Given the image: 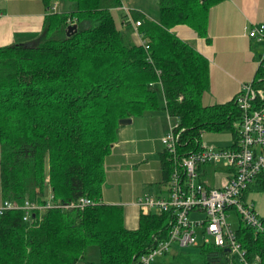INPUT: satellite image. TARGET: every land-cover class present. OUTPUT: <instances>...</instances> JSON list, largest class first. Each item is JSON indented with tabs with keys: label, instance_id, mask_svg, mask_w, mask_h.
Instances as JSON below:
<instances>
[{
	"label": "trees",
	"instance_id": "1",
	"mask_svg": "<svg viewBox=\"0 0 264 264\" xmlns=\"http://www.w3.org/2000/svg\"><path fill=\"white\" fill-rule=\"evenodd\" d=\"M41 1L47 10L56 2L70 5L45 18L44 43L0 46V191L19 204L44 205L53 195L56 207L28 219L24 210L0 216V264H138L168 239L172 212H140L138 228H125L123 208L102 199L106 159L121 120L162 109L160 90L163 109L185 129L180 156L200 151L205 132L237 139L243 112L236 97L203 104L209 60L173 32L185 25L209 41L210 9L223 0H158L156 20L131 11L141 23L140 44L112 15L123 0ZM74 24L78 30L68 36ZM263 83L264 55L253 81ZM160 167L165 184L173 169L166 150ZM252 191L264 192V172L245 191V201ZM81 198L93 204L59 207ZM236 233L242 258L210 243L176 264H264V232L240 222ZM91 246L99 249L98 263L86 261Z\"/></svg>",
	"mask_w": 264,
	"mask_h": 264
},
{
	"label": "built area",
	"instance_id": "2",
	"mask_svg": "<svg viewBox=\"0 0 264 264\" xmlns=\"http://www.w3.org/2000/svg\"><path fill=\"white\" fill-rule=\"evenodd\" d=\"M56 7L55 4L53 8ZM123 10L132 23L130 11L127 8ZM140 24L135 22V27L138 28ZM248 35L264 42V24L252 28ZM263 55L259 60V67ZM235 100L243 116L237 125V139H233L231 146L218 150L202 142L200 151L182 157L178 151L181 134L185 129L179 130V122L163 136L164 149L171 155L173 163L168 181L169 197L154 198L146 195L140 198L136 205L145 213L153 209L172 212L169 237L159 241L148 253L141 255L138 264H154L157 257L169 253L174 245L183 248L199 247L196 238L199 232L204 234L203 244L213 243L216 247H226L242 258L241 244L229 222L232 217L239 218L240 222L264 232L263 219L258 218L253 204L243 199L249 185L264 172V83L259 87L255 86L253 81L242 85ZM219 163H225L223 167L227 177L220 187H212L207 179L206 166L215 168ZM214 175L216 176L217 172ZM92 204L91 200L81 198L78 202L59 207L83 208ZM53 207H56L53 195L44 205L30 201L19 204L5 200L0 206V216L12 210H24L25 219H28L36 210ZM207 235L213 237V242L206 239Z\"/></svg>",
	"mask_w": 264,
	"mask_h": 264
},
{
	"label": "crops",
	"instance_id": "3",
	"mask_svg": "<svg viewBox=\"0 0 264 264\" xmlns=\"http://www.w3.org/2000/svg\"><path fill=\"white\" fill-rule=\"evenodd\" d=\"M58 4H56V10L60 7H62V11L69 10V4L64 2ZM140 7L142 9L138 10L139 12L151 19H158L159 7L155 13L146 12L142 3H140ZM124 8L130 12L135 10L124 4L122 8L113 9L112 15L114 17V12H121L122 23L121 25L117 24V26L125 31V26L131 22H129ZM49 14L50 12L41 0H0V46L18 43L20 36L23 39H29L34 34L43 32L44 21ZM262 24H264V0H223L210 9L209 41L199 37L188 26L179 25L173 29L174 34L189 43L209 60L210 89L203 96L205 106L230 102L240 92L242 85L254 81L258 72L259 60L264 54V42L251 38L248 34L252 28ZM126 34L136 44L142 42L138 28H134L132 35L128 32ZM161 104L163 107L165 106L164 98ZM165 113L167 124L171 127V117L167 111ZM164 151L165 149L160 153ZM215 168L217 169V167ZM215 168L207 170L208 180L211 176L215 177V172L220 173ZM163 185H167V192L168 182ZM102 199L105 202L104 197ZM4 201L0 191V206L3 205ZM139 211L143 212L141 209L138 210L137 220ZM137 228L138 226L135 229Z\"/></svg>",
	"mask_w": 264,
	"mask_h": 264
},
{
	"label": "rangeland",
	"instance_id": "4",
	"mask_svg": "<svg viewBox=\"0 0 264 264\" xmlns=\"http://www.w3.org/2000/svg\"><path fill=\"white\" fill-rule=\"evenodd\" d=\"M130 9L140 10V3L143 9L148 13H155L158 10L157 0H123ZM56 2L55 4H58ZM139 3V4H138ZM54 4V5H55ZM53 5V7H54ZM51 8L48 12H63L62 7L58 10ZM116 24L121 25V12H114ZM135 28V22L125 26V31L132 35ZM33 36H35L33 38ZM29 39H23L20 36L18 43L41 45L47 39L44 31L34 34ZM50 37V36H48ZM139 41V40H136ZM13 43V44H18ZM160 100L163 101L162 91H159ZM162 109L147 113L142 117L135 118L130 125L118 126V140L113 148L111 155L106 159V181L103 186V197L105 204L118 205L124 210V227L127 229H135L138 226V210L136 206L140 198L150 195L154 198H168L166 188L161 182V169L159 153L164 149L162 142L163 136L166 135L170 128L177 125L178 119L171 117V127L167 124L166 113ZM202 142L218 150L231 146L233 137L230 132H205ZM1 151V148H0ZM1 154V152H0ZM225 163H219L217 169L220 173L214 178H209L212 187H220L227 175L224 169ZM208 170H212L210 166H206ZM49 194V193H48ZM163 195V196H162ZM248 200L253 204L255 213L258 218H264V192L252 191ZM140 212V211H139ZM152 212H158L153 209ZM233 230L236 231L240 225L239 218L232 217L229 219ZM196 238L200 245L204 243V234L199 232ZM206 239L213 242V237L207 235ZM198 249L195 247L183 248L174 245L171 251L163 256L157 257L154 264H176L177 260L184 259L189 256L197 255ZM193 258V257H192ZM194 259V258H193ZM86 261L99 262V249L97 246H91L86 255ZM78 264H85L81 260ZM185 264V263H184Z\"/></svg>",
	"mask_w": 264,
	"mask_h": 264
},
{
	"label": "water",
	"instance_id": "5",
	"mask_svg": "<svg viewBox=\"0 0 264 264\" xmlns=\"http://www.w3.org/2000/svg\"><path fill=\"white\" fill-rule=\"evenodd\" d=\"M78 30V26L76 24L74 25H70L68 28H67V35L70 36L71 33H73L74 31H77ZM133 122V119L130 118V119H123L120 121V125H129V124H132Z\"/></svg>",
	"mask_w": 264,
	"mask_h": 264
}]
</instances>
